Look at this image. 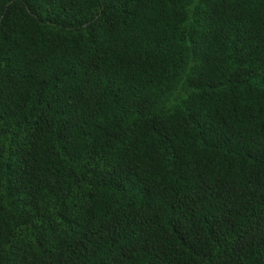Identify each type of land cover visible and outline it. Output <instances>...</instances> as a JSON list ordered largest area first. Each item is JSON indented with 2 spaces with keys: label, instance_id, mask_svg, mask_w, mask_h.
<instances>
[{
  "label": "trees",
  "instance_id": "1",
  "mask_svg": "<svg viewBox=\"0 0 264 264\" xmlns=\"http://www.w3.org/2000/svg\"><path fill=\"white\" fill-rule=\"evenodd\" d=\"M0 264H264V0H0Z\"/></svg>",
  "mask_w": 264,
  "mask_h": 264
}]
</instances>
